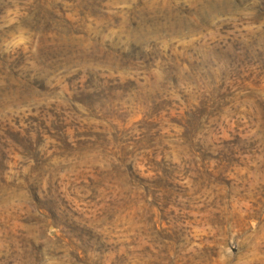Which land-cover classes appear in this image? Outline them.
Here are the masks:
<instances>
[{"label": "rangeland", "instance_id": "374dc122", "mask_svg": "<svg viewBox=\"0 0 264 264\" xmlns=\"http://www.w3.org/2000/svg\"><path fill=\"white\" fill-rule=\"evenodd\" d=\"M0 264H264V0H0Z\"/></svg>", "mask_w": 264, "mask_h": 264}]
</instances>
